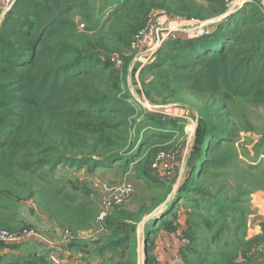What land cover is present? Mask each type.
Instances as JSON below:
<instances>
[{
    "label": "rangeland",
    "instance_id": "374dc122",
    "mask_svg": "<svg viewBox=\"0 0 264 264\" xmlns=\"http://www.w3.org/2000/svg\"><path fill=\"white\" fill-rule=\"evenodd\" d=\"M106 2L76 9L48 39L55 50L18 67V79H0L14 96L0 116L21 118L0 163V230L11 236L0 241V264H264V47L255 53L264 0L221 12L208 0ZM123 7L97 31L99 15ZM230 30L239 44L225 57L193 62L180 51V40L211 35L223 50L219 35ZM76 59L89 72L50 77L35 95V73ZM130 145L135 157L109 168L73 163ZM124 183L133 190L118 201Z\"/></svg>",
    "mask_w": 264,
    "mask_h": 264
},
{
    "label": "trees",
    "instance_id": "16d2710c",
    "mask_svg": "<svg viewBox=\"0 0 264 264\" xmlns=\"http://www.w3.org/2000/svg\"><path fill=\"white\" fill-rule=\"evenodd\" d=\"M92 0H15L0 24V64L5 65L6 67L0 68V79L4 81H11L18 79L21 76V72L18 71V67L29 66L30 68L34 67V65H38V60L40 58V53H44V51H53L55 50L54 45H50L49 38L54 34L55 30L58 28L59 24H62L70 15L78 8H83L90 5ZM114 2L117 0H107L104 6L107 7L109 2ZM120 2V0H118ZM211 4H216L218 6V12H221L225 9L226 1L225 0H208ZM104 9L101 8L100 11ZM124 10V7L120 10H116L109 17L107 16L106 20L101 15H99L98 23H96V29L98 32H105L109 27V25L119 17L121 12ZM244 11V10H243ZM102 22V24H101ZM239 30L232 31L231 35L221 34L219 38L224 42L223 46L225 49L221 50L217 45L221 41L218 40L217 36H204V37H193L189 39L180 40V44L185 43V46H180V51L182 53H188L189 56L194 61H211L215 58H209V56L213 53H216L217 57L220 58L222 55H225L228 52L233 50H237L239 39L236 38L235 33ZM232 37V38H231ZM229 39V40H226ZM193 47H200L199 50L193 49ZM264 47V36L259 40V43L256 47V52L259 53L262 51ZM261 55V54H260ZM84 60V59H83ZM83 60L79 61L76 59L71 62L68 66L60 69L56 68L57 66H44L41 72L35 73V80L40 79L43 81V84L39 87V90L35 95H42L44 91V87L50 77L54 76H63L65 74H69L68 72L72 71L75 68H79L84 63ZM165 60L164 56L159 58V64L163 63ZM263 61V59H261ZM256 63V62H255ZM157 65V66H160ZM88 67L79 68L74 74L70 75L71 80H75L74 77L78 74L84 75L85 72H89ZM258 66L256 67L257 72ZM256 72L254 73V78H256ZM204 72L198 71L197 74H193L192 78L200 77ZM219 70L214 69L210 72L208 78L211 86L217 87L219 77ZM75 75V76H74ZM158 75V79L156 81L161 82L162 84L167 82V76ZM161 78V79H160ZM156 81H153L151 85H153ZM10 84V82H8ZM54 85L53 87H55ZM155 86V85H154ZM12 93L5 92V85H0V104L7 105L13 102ZM96 101H92L91 104H87L83 109V113H87L92 109L96 104ZM101 107L105 105L106 102H98ZM96 108L95 110L98 111ZM120 110V109H116ZM95 113V112H93ZM21 118H10V113L6 112L5 114L0 116V163L6 157V146H9V141L15 137L16 131L14 129V125ZM34 143V140H31ZM50 141V140H49ZM47 140H39L37 144L39 148H50L54 145L48 144ZM37 143V142H36ZM56 146V144H55ZM134 146H129L124 150H114L108 155L99 156L93 158V156L83 157L80 159L81 162H77L75 160L74 165H80L81 163L91 165L92 167H107L109 168L112 165V162L122 159H126L129 161V158L135 157L136 150ZM65 163L66 158L62 156V158L58 159L55 164ZM182 197V193L178 192L177 195L173 197L170 203L167 204L165 210L162 211L161 214L167 215V209L170 208L179 198ZM157 217V216H156ZM159 218H155L154 221H157ZM128 241V240H127ZM125 242H111L110 247L123 245ZM131 264H135L132 262Z\"/></svg>",
    "mask_w": 264,
    "mask_h": 264
},
{
    "label": "built area",
    "instance_id": "2783aa9c",
    "mask_svg": "<svg viewBox=\"0 0 264 264\" xmlns=\"http://www.w3.org/2000/svg\"><path fill=\"white\" fill-rule=\"evenodd\" d=\"M15 0H0V9H9L10 6L12 5V3L14 2ZM245 0H226L227 2V6L230 8V9H233V8H237L239 7ZM159 25H160V21L158 20V18L155 19V25L152 29L156 28V32L159 31ZM150 28L148 30H145L146 32H144L141 36L142 38L139 39L138 37V40H137V44H141V43H145L146 40L145 38L149 37V33L151 32ZM149 41V40H147ZM143 45V44H141ZM155 166H157V164H155ZM121 189H120V192L117 196V200L118 201H121L122 199L128 197L133 188H132V185L131 184H128V183H124L121 185ZM110 203H107V209L109 207ZM106 215V212L102 213L101 214V218H103L104 216ZM11 239V236L9 235V233L5 230H0V241H5V240H9ZM180 261V259L178 260H175V262H172V264H176V262ZM68 264V263H66Z\"/></svg>",
    "mask_w": 264,
    "mask_h": 264
},
{
    "label": "crops",
    "instance_id": "0c3cea01",
    "mask_svg": "<svg viewBox=\"0 0 264 264\" xmlns=\"http://www.w3.org/2000/svg\"><path fill=\"white\" fill-rule=\"evenodd\" d=\"M263 212H264V210H263Z\"/></svg>",
    "mask_w": 264,
    "mask_h": 264
}]
</instances>
